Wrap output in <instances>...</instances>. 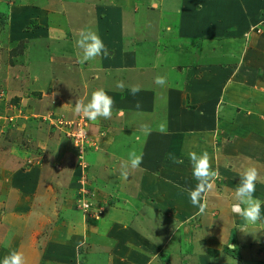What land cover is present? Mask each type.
Here are the masks:
<instances>
[{
	"label": "rangeland",
	"instance_id": "1",
	"mask_svg": "<svg viewBox=\"0 0 264 264\" xmlns=\"http://www.w3.org/2000/svg\"><path fill=\"white\" fill-rule=\"evenodd\" d=\"M188 1L193 2V0H158L161 4H157L158 7H153V9L151 7L153 5L151 3L153 2L152 0H0V105L4 103L0 107V117L3 118L0 120V217L6 214L7 199L9 200L13 197V193L11 192L15 188L23 190L33 189V192L39 190L46 197L43 188L40 187V182H44L47 175L48 185L53 184L52 195L56 198L52 199L51 196L49 197L53 201L58 199L57 203L60 206H63L61 203L63 200H66L68 203L70 199L73 201V205L70 204V211L58 209L60 214L68 215L71 212L74 215V217H71L74 221H78L82 216L90 218L85 211L83 212L81 209L76 208L81 199V183H79V179L85 181L86 188L90 191V198L94 200V203L96 201V193L102 191L104 200L101 203L108 202L112 205L118 199V190L121 188L119 177L125 170L123 165L129 160L127 158L129 157L127 155L128 152L130 154L142 155L143 159L147 160L146 164L148 166L153 164L156 172H161L170 163L168 161L171 160L170 157L174 156V154H176L174 157L181 160L185 157L188 158L190 152L198 154L199 152L202 153L205 149L210 150L209 142L214 137L217 145L212 153L220 154V156L214 157V162L210 159L212 168L219 173L206 199V205L209 207L206 210L207 212L211 211L210 220L216 218L219 210L222 211L221 208L225 204H221L220 201L225 200L230 206L236 202L234 198L236 185L239 183L242 174L249 167L243 169L238 167L232 170L226 162V153L231 154L229 148L231 149L232 147L235 150L237 148L238 150L243 149L241 145L246 142H240L241 139L239 137L242 136L248 137L246 140L250 141L247 145L250 147L252 145L253 147L254 141L252 142L253 139L250 134V136L248 135L247 129L252 124H249L245 120H240L242 124L239 122V128L236 127L238 130L233 133L232 140L229 137L222 138V129H219L218 134L216 133V135H212L211 137L208 135L206 139V142L208 141L207 144L200 145V149L202 150L199 152L197 151L199 144L205 140L204 132L208 133L202 122L199 124L197 130L189 129L191 131L190 134L193 135L191 143L190 141L187 142L189 139L187 137L186 139L184 138V132L178 126L172 128L171 136L168 131L162 136L158 135L159 138L154 134V138L156 137L154 140L144 141L145 137L143 135L149 136L148 127H145V123L146 126H149L156 115L161 116V121L166 118L168 119L170 115L169 110L172 111L173 107L176 106L172 104L173 102H177V105L182 106V108H190V104L192 106L198 104L197 99L192 101V98H190L189 87H182H184L183 77L186 82L185 86L189 84L187 82L189 76L185 71L187 64L198 62L195 54L197 53L196 50L200 47L198 45L199 41H208L207 47L205 48L206 44H204V49H201V56L206 59L203 60V62L207 61L206 64L225 62L224 58H228L231 52H233L231 54L232 58L240 60V66L228 65L230 69L227 71V78L234 77L242 70L250 68L249 63H251L250 58L252 57L253 50L245 52L243 47H240L242 44L238 42L233 44V42L225 41L231 39L228 35L223 37L225 38L224 40L217 38L216 41V37L214 36L205 35V38H202L197 34L188 41L189 43H185L186 45L189 44L190 47L188 45L184 49L181 46L186 39H184L185 32L189 37L192 36L191 34L198 32L195 27L192 28L191 26L188 31L189 20L184 18L187 15L183 12L184 4ZM196 6L198 7L199 5L195 4ZM95 7H103L104 9L100 13L94 9ZM166 9H170L171 11H166ZM123 12L125 23L114 28V21L108 16H114L115 22H118L120 21L119 17L122 18L121 13ZM183 18L185 31L182 25ZM259 20V17L253 18L247 13V16L242 20L246 25V29H243L241 32L248 30L258 23ZM199 23V19L193 22L195 26H198ZM168 27H171V29ZM82 29L95 32L103 41L108 54L105 55L102 52L95 59L81 63L83 50L78 47L77 40ZM180 29H182L181 33L179 32ZM252 37H254L253 40L258 37L257 31H253ZM244 42L246 43L245 40ZM196 45L198 46L196 47ZM182 50L192 52L191 56H184L186 54L180 56ZM118 51L122 53L121 56L127 58L126 60L119 58L116 62L118 64L126 62V66L128 67L112 70L111 75L113 77L111 80L113 83L108 85V82L105 80L109 79L108 73L110 71H105L103 66L105 65V57L112 56L114 53H118ZM114 65L117 66V64ZM133 65L147 68L148 72H153V70L149 69L154 67L166 78L165 86L169 85L171 87V85H175L180 88V90L177 88L178 94L173 93L172 97H170L169 93L164 94L163 88L156 89L154 95L157 102H153V109L143 108L139 113L136 111L134 114L131 106H127L125 101H119V94H117V98L113 95L119 89L117 83L120 82V79H126L128 85L139 86L142 92L137 95L139 101L143 103L147 100L149 92L145 88L150 89V86L147 84H151V82L147 79L140 80L136 78V80L129 81L125 78L126 75L133 74ZM256 65L253 72L259 75L262 73L261 70L263 71L264 69V64ZM172 66L173 68H171ZM171 70L175 71L172 72ZM181 74L184 76L182 77ZM134 75L137 76L138 74L134 72ZM117 77H120L118 81H116ZM203 77L205 75H200L199 79L208 85L213 84L209 82L208 74L205 77L207 81ZM99 78H102L104 81H100L101 84L97 85ZM140 85L147 86L142 87ZM234 85H236L234 82H229L224 90H220L221 87H219L218 82L213 84L212 90L207 91L212 96L222 94L224 104L230 102L228 107L225 106L221 117L224 122L232 124V130L236 123L235 118L239 116L237 115V110L234 107H230L233 102L230 95L232 86ZM191 86L193 88L196 85L192 83ZM239 86L245 87V85L241 84ZM72 87L80 88L82 91H73ZM60 88H62V92L57 91ZM96 88L110 89L107 95L114 101L111 119L98 118L96 121H91L83 115H77L74 112L77 98L87 103ZM246 89L248 90L249 88ZM249 90V92L256 93L254 87ZM15 99L19 103L26 104L21 109H25L28 116L10 123L4 117H8V113H6L8 105L5 103L8 102L11 105V101H15ZM251 100L253 98L250 97V104ZM168 101L172 103L169 104ZM124 105L127 106L125 109H123ZM28 106H33L38 114L35 113L34 116L29 115L32 112L30 109H26ZM137 108L140 109L141 106ZM21 109H19L20 114ZM121 111L128 112L129 114L132 113L134 115L133 120H130L126 116L117 118L116 116L120 115ZM227 111L231 113L230 117L226 116L225 113ZM174 115L176 114L172 113L173 118ZM198 116L202 115L197 114L196 117ZM5 119L4 123L8 122V124L2 125L1 121ZM78 124H80L79 127L83 125V131L89 138L85 144L88 146V149L86 152L84 149L83 154H80L82 151V148H80L81 142H78L77 139H72L71 136V133L75 132ZM162 124H159V126L155 125L153 128L159 129ZM192 125L196 124L192 121ZM220 128L223 127L220 126ZM261 128L264 132V127L262 126ZM133 129H136V137L132 138L133 142H128L131 139L129 132ZM252 130L254 131L255 129ZM198 131L199 134H197ZM238 131H241V134ZM198 135H200V138ZM195 136L198 139H195ZM161 137L163 138L160 139ZM224 140H226L228 145H234L226 146L223 144ZM179 142L180 145H178ZM223 146L225 147L223 148ZM182 151L185 154H181ZM100 153L104 154L102 158H100ZM257 154L264 160V151L255 153V155ZM237 155L241 156L242 153L239 152ZM94 160L95 163L92 164ZM82 161L84 164H81ZM175 166L179 170L173 175H181L179 176L181 181H178V185H175L176 190L183 191L178 193L185 200H189L186 190L195 188L197 184V181L192 176L190 161L185 159L183 163L175 164ZM128 170H132L133 172L134 169L127 167L126 171L128 172ZM174 170L175 168L171 169V173ZM55 171H60V173L56 174L54 178L52 176V178L48 179ZM35 172L41 174V176L39 174L42 179L41 181L36 179L35 182L34 177L36 175L31 174ZM99 174H101L102 179L97 182L96 178ZM29 175L34 177H29ZM257 175L259 176V174ZM96 188L98 189L97 192L95 191ZM178 193L172 195L171 200L167 199L165 201L164 209L166 211L169 210V221L177 219L176 221L181 220L180 222L185 223L186 220H192L195 217L196 214L193 216L191 213L192 211L195 213L197 208L194 207L195 210H193L190 208V205L184 206V200H177V197H179ZM222 197L224 200H222ZM14 199L17 198L14 196ZM51 199L45 198L44 202L46 206H49L50 203L47 202H50ZM100 200L102 201V197ZM122 200L120 199L119 201L121 202ZM261 202H264V200ZM68 203L66 204L68 205ZM13 205L12 202L11 207ZM17 208V210H20L21 206H17ZM47 211L50 210L47 209ZM127 211L135 213L133 210L127 209ZM152 211L149 210V213L155 215V217H159V214ZM159 219L162 222L164 220L161 216ZM182 219H185V221H182ZM187 223V225L185 223L184 228L187 229L186 236L188 243L186 240L182 242L183 239L181 237V240L178 242L177 257L168 258V255H166L164 259L173 260L172 262L175 264H194L191 257H187L184 251L188 250L189 247H193L192 245L195 243L190 233L192 236L196 235V231H194L196 225L192 221ZM233 235L237 238L238 233L234 231ZM234 244L228 245L229 248ZM183 245L185 249H183ZM232 253L235 258L230 259L231 264H241L239 260L241 250L238 248L237 251ZM186 259L187 263L184 262ZM102 263L106 264V258L102 259ZM250 263L255 264V262Z\"/></svg>",
	"mask_w": 264,
	"mask_h": 264
},
{
	"label": "crops",
	"instance_id": "2",
	"mask_svg": "<svg viewBox=\"0 0 264 264\" xmlns=\"http://www.w3.org/2000/svg\"><path fill=\"white\" fill-rule=\"evenodd\" d=\"M152 1L153 2L151 3L155 4L156 7L161 4L158 0ZM195 4L199 5V9L197 6L195 7ZM151 7L153 8V6ZM94 9L101 13L104 8L95 7ZM155 11L158 12L157 10ZM166 11L171 10L166 9ZM183 12L187 15L184 16V18L189 20L188 31L191 27H195L198 31L197 33H190L192 35L191 37H189L186 32L184 33V39H186L181 45L184 49L189 45H186L185 43H189L188 41L194 38L197 34L202 38L205 35L214 36L216 37V41L217 38L224 40L225 38L223 37L228 35L231 39L225 41L233 42V44H236V42L242 44L240 47H243L245 52L253 50L252 57L250 58L251 63H249L250 68L242 70L234 77H231L232 79L227 78V71L230 69L228 68V65L240 66V60L232 58L231 54H233V52H231L228 58H224L225 62L220 64H206L207 61L203 62V60L206 59L201 56V49L205 46L204 44H206L205 48L207 47L208 41H199L198 45L200 47L196 50L197 53L195 54L198 62L187 64L185 69L189 76V79L187 80L189 84H187V86H185L186 82L183 77L184 75L181 74L184 80V87L182 88L189 87L190 98H192V101L197 99L198 104L195 103L196 105L193 106L190 104V108H182V106L177 105V102L172 103L171 101H168L169 104L172 103L173 105H176L172 109L173 112L168 109L170 115L168 116V119L166 118L163 121H161V116L156 115L149 126H146L145 123V127H148L149 136L142 134L145 137L144 141H151L156 137L159 138L158 135L162 136L168 131L171 136L172 128L178 126L184 132V138L186 139L187 137V139H189L187 142L190 141L191 143L193 135L190 134L191 131L189 129L192 128L197 130L199 124L202 122L208 133L204 132L205 140L199 144L197 149L199 152L202 150L200 149V145L207 144L208 141L206 142V139L208 135L211 137L212 135H216V133L218 134L219 129H222V138L229 137L232 140L233 133H235V131L237 132V128H239L240 120H245L249 124H252L251 127L253 128L247 127V129L248 135L250 134L253 139L252 142L254 141V145L253 147L252 145L251 147L247 145L250 141L248 139L246 140L248 137H239L241 143L246 142L241 145L243 149L238 150L237 148L235 150L233 147L231 149L229 148L231 154L226 153V162L232 170L237 169L238 167H241L240 169L246 167L256 169L259 176L257 175L255 181L254 196L256 199L262 201L264 200V165L261 164H264V160L263 158L261 159L258 154L255 155V153L264 151V132L261 130V127H264V69L263 71L261 70L262 73L259 75L255 74L253 70L257 66L256 64H264V0H193V2L188 1L184 4ZM246 12L253 18L259 17L260 20L248 30L241 32L243 29H246V25L242 22L243 18L247 16ZM121 14L122 18L119 17L120 21L118 22H115L116 20L114 19V16H108L114 21V28L125 23L123 18L124 12ZM184 18L182 25L185 31ZM197 19L200 20V23L198 26H195L193 22ZM168 28L171 29V27ZM253 28L260 30L259 32L257 31L258 37L254 40V37H252ZM181 31L182 29L179 30L180 33ZM198 45H196V47ZM188 47H190V45ZM191 53L192 52L190 51L186 52V50H182L180 56L183 54H186L184 56H191ZM121 55L122 53H119L118 51V53H114L112 56L109 55L105 57V65L103 66L105 71H110L108 73L109 79L105 80L108 82V85L113 83L111 80L113 77V75H111L112 70L128 67L126 66V62H122L121 64L116 62L119 58H124L126 60L127 57ZM114 64H117V66ZM135 66L136 65H133L132 67L133 74L129 76L126 75L125 78L129 81L136 80V78L140 80H149L151 84L147 85L150 86V89L145 88L149 92L147 100L143 103L139 101L137 95L142 93L141 91L134 97L131 94V87L137 85H128L127 80H122L120 77H117L116 81L120 79V82H123L124 87L122 89L119 88L115 91L116 94H113L116 96L115 98H117V94H119V101H125L127 106H131L134 114L136 111L139 113L143 108L150 109L153 107V102H157L154 95L156 89L163 88L162 90L164 91V94L169 93L170 97H172L173 93L178 94V89L180 90V88L175 85V87L172 85L171 87L169 85L165 86V84L164 86H159L154 83V78L157 75L163 76L154 67L149 69L153 70V72H148L147 68L140 65ZM171 68H173V66ZM171 71L173 72L175 70ZM134 72L138 75H134ZM207 74L210 83L216 84L219 82V87H221L220 90H224L229 82H234V84H236L232 86V92L230 95L233 100L230 107H234L237 110V115H239L235 118L236 123L233 130L232 124L226 121L224 122L221 117V113L224 111L225 106L228 107L230 102L224 104L222 94H216L214 96L208 94L207 91L213 89V84L208 85L199 79L200 75H205L206 77ZM205 77H203V79L207 81V78ZM190 78L194 79L192 80ZM100 81L104 80L99 78L97 85L101 84ZM192 83L193 85H196L193 86V88L191 86ZM240 84L245 85V87L239 86ZM147 85L140 86L145 87ZM252 87H254L256 93L252 91L249 92V89H252ZM108 88L104 90L109 94L110 89L107 90ZM246 88L249 89L247 90ZM250 97L253 98L251 104L249 103ZM11 102V105L8 102L5 103L8 105L6 111L8 117L4 116L10 121V123L19 121L20 118L28 116L25 109H21L22 107H25L26 104L19 103L16 99ZM137 104L141 106L140 109L137 108ZM3 105L4 103L0 105V107ZM127 106L124 105L123 109ZM19 109L22 110V115L19 113ZM26 109L31 110L32 113L29 115L34 116L36 113L33 106H28ZM122 113L123 114L120 113V115L116 117L122 118L126 116L129 117L130 120H133L134 115H132V113ZM172 113L176 114L174 115V118L172 117ZM196 113L201 114L202 116L196 117ZM225 114L227 117H230L231 115L228 111ZM2 119L3 118L0 117V120ZM6 119L1 121L2 125L8 124V122L4 123ZM156 119L157 121H155ZM192 121L196 125H192ZM159 124H162L161 126L164 127L165 131L162 132L160 130L161 126L159 129L153 128L155 125L159 126ZM240 124L242 123L240 122ZM220 126L223 128H220ZM252 129H255L256 131H253ZM135 130L136 129H133L129 132L131 134V139L128 140V142H133L132 138L136 137ZM186 130L187 132H185ZM241 131H238V133L241 134ZM252 131L253 133L251 134ZM154 134H156L155 138ZM197 134H199V131ZM198 137L200 138V135H198ZM198 137L195 136V139H198ZM162 138L163 137L160 139ZM214 138L209 142L210 150H203V152L207 151L209 155H212L210 156V159L213 162L214 157L220 156V154L212 153L217 145ZM223 144L226 146L228 145L226 140L223 141ZM178 145H180V142ZM231 145L229 144L228 146ZM224 147L225 146H223V148ZM239 152L242 153L241 156L237 155ZM178 153L180 154V152ZM181 154H185L184 151H182ZM198 154H201V152ZM100 155V158H102L104 154L100 153ZM127 155L130 156V152H128ZM174 156H176V154H174ZM222 156L225 155L223 154ZM127 158L129 159V157ZM185 159L189 160V157H185L181 160L183 161ZM146 161L147 160L143 159V163L138 168L134 169L133 172L132 170H128L126 178L123 175L119 177L121 188L118 190L117 202L112 205L108 202L101 203L104 200V194L96 188L95 191L98 192L96 193V198L94 197L96 199L95 204L102 207L104 210V215L99 219H94L92 217L85 218L82 216L78 221H74L71 218L74 217L71 212L68 215H61L58 209L67 212L70 211V204L73 205V201L70 199V202L68 203L66 200H63V202H61L63 206L58 205V199L53 201L52 199H55L56 197L52 195L53 184L48 185L47 175L45 181L40 182V187L43 188L46 197H44L39 190L33 192V189H13L11 192L13 193V197L10 198L12 201L7 199V212L3 217H0V264H2L4 258L13 251L21 253L23 264H103V258H106V264H175L172 262L173 260L169 261V259H164V257L166 255H168V258L177 257L176 254L178 253L179 248L178 242L181 240V237L183 239L182 242L184 240L187 241V229L184 228V226L185 223L187 225V222L189 221H192L196 225L194 230L196 231V235L194 234L192 236L190 233V236L195 243L192 245L193 247H189L188 250L184 251V254H187V257H191L194 264H231L230 259L235 258L232 255V252L237 251L238 248L241 250L239 256L241 264H252L250 262L264 264V202L261 203V220L254 224L245 223L239 215L233 214L230 204H228L223 197L222 200L224 201H220V203H224L225 205L223 208L219 207L222 209V211H218L219 213L215 211L218 214H215L216 218L213 220H210L209 217L211 211L207 212V210H205L203 214H200L197 208L195 213L194 211L191 213L193 216L196 214L192 220L185 221V219H182L185 223L180 222L181 220L176 221L177 219L169 221L170 213L169 210L166 211L164 209L165 201L167 199L171 200L172 195H176L178 192H183L176 190L175 186L178 181H181V179H179V176L181 175H173L179 170V168L175 166L171 159L168 161L170 163H168L164 169L161 167L163 169L161 172H156V168L153 167V164H151L152 166H148ZM152 162L154 163V161ZM94 163L95 160L92 164ZM128 167L131 168L130 164ZM173 168H175V170L171 173L170 170ZM234 171L236 172V170ZM59 173L60 171H55L54 174L48 177V179L52 178V176L54 178L56 174L58 175ZM31 174L36 175V177L29 175V177L35 178V182L36 179L40 181L42 180L40 173L35 172ZM101 174L96 178L97 182L102 179ZM168 181H171V183ZM14 196L17 199H14ZM49 196H51L52 199ZM101 197L102 201L100 200ZM45 198L51 199L50 202H47L50 203L49 206L45 205ZM120 199L123 200L120 202ZM177 200H184V206L187 207V205H190V208L195 210L191 205L190 200H185L180 194L179 197H177ZM12 202L14 205L11 207ZM66 203H68V205ZM17 206H21L20 210L23 212L17 210ZM47 209L50 211H47ZM127 209L133 210L135 213H130ZM206 209H209L208 205H206ZM149 210H153V213L159 214V217H155V215L149 213ZM187 214L191 215L189 213ZM160 216L163 217L165 221L163 220L162 222L159 219ZM181 226L183 227L182 229ZM234 231L238 233L237 238L233 235ZM231 243L235 244L229 248L228 245ZM183 249H185L184 245ZM226 249L230 251L228 252ZM245 258L249 260L247 261ZM57 260L58 262L56 263ZM184 262L187 263V259L184 260Z\"/></svg>",
	"mask_w": 264,
	"mask_h": 264
},
{
	"label": "clouds",
	"instance_id": "3",
	"mask_svg": "<svg viewBox=\"0 0 264 264\" xmlns=\"http://www.w3.org/2000/svg\"><path fill=\"white\" fill-rule=\"evenodd\" d=\"M152 6L156 7L155 4ZM77 45L83 50L82 58L80 60L81 63L95 59L97 56H100L102 52L105 55L108 54L103 41L95 32L90 30L82 29L80 31ZM154 83L159 86H164L166 78L157 75L154 78ZM117 87L122 89L124 87L123 82H118ZM139 91V86L131 87V94L134 97ZM113 104V99L107 95L105 90L103 88H98L92 92L91 99L87 103H84L82 99L77 98L75 101L74 112L77 115H83L91 121H96L98 118L107 120L112 117ZM136 106L139 107L140 105L137 104ZM121 114H123L122 111ZM160 130L162 132L165 131L163 126H161ZM170 158L174 164L183 163L182 160L175 157ZM189 161L192 167V176L197 181V184L195 188L186 190L187 195L191 205L198 208L199 213L203 214L206 210L207 194L213 188V182L219 173L212 168L209 154L206 151L199 155L195 152H190ZM142 163V155L131 153L129 161L123 165L125 170L122 172V175L125 178L127 177L128 173L126 169L129 164L131 168L136 169ZM256 179V169L249 168L242 174L239 183L235 188L234 198L236 202L231 205V211L233 214L239 215L245 223L254 224L261 220L260 212L262 202L254 196ZM168 182L171 183V181ZM2 264H23V257L21 253L13 251L4 258Z\"/></svg>",
	"mask_w": 264,
	"mask_h": 264
},
{
	"label": "built area",
	"instance_id": "4",
	"mask_svg": "<svg viewBox=\"0 0 264 264\" xmlns=\"http://www.w3.org/2000/svg\"><path fill=\"white\" fill-rule=\"evenodd\" d=\"M254 30H256V29L253 28L252 31H254ZM259 31L260 30H258V32ZM79 126H80V124H78L75 132L71 133V136H72V139H74V140L77 139L78 142H81V147L79 145H76V146L82 148L81 153L80 152L79 153L83 154L84 149H85V152L87 151L88 146L85 144L89 138L86 135V133L83 131V125L81 127H79ZM78 127L81 129H79ZM74 129H75V126H74ZM84 129H85V125H84ZM81 157H82V155H81ZM81 164H84L83 161L81 162ZM79 183H81V187H80L81 199L79 200V205L77 206V208L81 209L83 212L85 211L89 217H92L94 219L101 218L104 215L103 208L96 205L94 203V200L92 198H90V191L87 190L86 185H85V181L81 180V181H79Z\"/></svg>",
	"mask_w": 264,
	"mask_h": 264
},
{
	"label": "trees",
	"instance_id": "5",
	"mask_svg": "<svg viewBox=\"0 0 264 264\" xmlns=\"http://www.w3.org/2000/svg\"><path fill=\"white\" fill-rule=\"evenodd\" d=\"M255 31H258V30H255ZM72 89H73V91H76V90L82 91V89H80V88H79V89H77V88H73V87H72ZM57 91H60V92H62L63 90H62V88H60V89H59V90H57ZM87 149H88V148H87Z\"/></svg>",
	"mask_w": 264,
	"mask_h": 264
}]
</instances>
